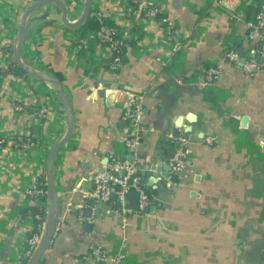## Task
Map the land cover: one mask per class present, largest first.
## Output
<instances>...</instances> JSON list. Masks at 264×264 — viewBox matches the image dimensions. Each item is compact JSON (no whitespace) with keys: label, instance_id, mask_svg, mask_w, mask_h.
Returning <instances> with one entry per match:
<instances>
[{"label":"crops","instance_id":"obj_1","mask_svg":"<svg viewBox=\"0 0 264 264\" xmlns=\"http://www.w3.org/2000/svg\"><path fill=\"white\" fill-rule=\"evenodd\" d=\"M35 1L0 0V69L14 63L21 17ZM61 1L77 22L85 0ZM143 1L164 17H141L129 10V0H91L89 14L108 18L132 42L116 71L105 64L111 50L94 32L82 35L83 25L64 26L55 3L26 18L21 59L62 76L74 116L73 133L51 165L60 197L57 228L37 264H112L115 257L120 264H264V52L248 37L245 18L263 0ZM235 49L261 59V69L247 75L228 61L226 53ZM211 67L218 77L203 86ZM3 79L0 136L30 134L35 143L0 149V264H23L34 228L25 210L38 204L27 190L39 179L46 184L45 157L67 123L54 85L28 74ZM131 95L149 129L137 150L155 170L154 181L148 171L142 178L153 190L152 203L144 212L114 203L91 209L83 196L92 188L89 178L111 156L128 155L123 114ZM15 103L24 108L17 117ZM176 141L183 166L166 177L162 165L170 166ZM95 250L103 256L95 258Z\"/></svg>","mask_w":264,"mask_h":264},{"label":"built area","instance_id":"obj_2","mask_svg":"<svg viewBox=\"0 0 264 264\" xmlns=\"http://www.w3.org/2000/svg\"><path fill=\"white\" fill-rule=\"evenodd\" d=\"M134 1L138 4L139 9L145 11L144 18L152 19L158 13V9L155 6L153 7L143 0ZM133 8V5H129V10H132ZM246 27L248 29V37L251 40L258 41L261 48L260 53L262 54L264 52V0L260 5L259 11L253 16V21H246ZM114 31L115 29L110 26H102L99 31L94 32V36L101 44L107 46L111 50V58L105 64L110 70L116 71L123 65V56L114 55V51L120 53V47L125 46L122 44V40L125 39V37L120 36V38H115L113 36ZM226 58L231 63L240 65L244 73L247 75L255 74L259 69H261L263 65L261 59L255 61L245 59V61L241 63L240 61L242 56L234 50H229L226 53ZM218 74V69L214 67L207 69L206 73L204 74L203 86H207L209 83H211L215 78L218 77ZM14 110L15 117L24 112V108L18 103L14 104ZM142 116L139 98L131 95L127 100L123 114V118L127 122V125L125 126L122 141L125 145V150L128 155L122 157L111 156L109 163L103 168V171L96 172L89 178L92 188L83 191V196L84 199L90 201L91 209H93L97 204L111 203L121 207L123 204L124 195L129 192H136L138 194L139 205L136 211L144 212L149 208L151 202L147 193L148 187L145 184V180L141 178L139 172L143 173L148 171V178L151 181H154L155 170L151 169L147 165L146 158L139 154L137 150V146L142 139L143 133L149 131L142 120ZM29 136L30 134L22 136L6 134L0 136V149L7 143H12L13 146L17 148L18 146H21V148H24V146L32 148L35 143L34 141L30 140ZM211 140V137L206 138L207 142H211ZM183 156L184 153L181 151V148H177L174 158L170 161V165L172 167L170 172L172 174L182 168L184 158ZM27 193L29 196L38 201V205L44 208V212L40 217H33L34 219L41 218L42 222L38 226L39 233H36L26 241L28 243V247L24 248V258H27L28 260L40 242L41 234L45 227L49 213L47 210L49 207V202L46 203V200L42 201L38 199V197L42 194L46 195V190L44 191L43 189L39 188L36 182L29 185ZM112 195L114 197L113 199H111ZM45 203L47 209L45 207ZM82 206L83 205H81L79 209V216L81 219L83 218ZM124 212L127 213L129 211L124 210ZM94 256L95 258L99 259L103 256V252L95 250ZM112 264H120V258H113Z\"/></svg>","mask_w":264,"mask_h":264},{"label":"water","instance_id":"obj_3","mask_svg":"<svg viewBox=\"0 0 264 264\" xmlns=\"http://www.w3.org/2000/svg\"><path fill=\"white\" fill-rule=\"evenodd\" d=\"M50 2H53L58 6L59 12L61 14L60 20L62 24L68 28L81 27L89 15L90 6H91V0H85L84 10L82 12L80 19L77 22H71L67 17L68 16L67 6L61 0H36L35 2H33L31 5L27 7V9L24 11L21 17L19 35L13 47V54H12L13 58L12 59L17 66L21 67L26 72V74H28L29 76L39 81L48 82L57 88L60 94V99L63 105V109H64L65 116H66V123H67V130H66L64 138L60 140L58 143H56L48 151L45 157L46 197L48 198V201H49V215L47 217L45 227L42 231L40 242L38 246L36 247V249L34 250V252L32 253V255L30 256V258L27 260L26 264H37L40 261L43 251L50 243L56 231L57 223L59 219V212H60V197L57 195L55 187L53 185L51 165L58 151L65 145V143L71 137L73 133V127H74L73 111H72V108H71V105L68 99V95L64 90L62 82L55 75L39 71L31 67L27 63L23 62L21 59V49H22V46L25 40L26 18L35 8L48 4ZM136 14L139 15V11ZM43 16H47V14H44ZM244 61H245V58L242 57L240 62L243 63ZM245 120L246 118H243V122H245ZM178 135H179V132L176 131L174 136H178ZM183 138L187 139V135H184ZM180 145H181L180 141L175 142V146L177 148H180L181 147ZM176 147L170 150L169 155L167 156V159L172 160L174 158L175 152L177 150ZM181 151L184 153V149H181ZM162 166L164 167L165 170H167L165 172V176L168 177L169 171L171 170V165L168 166L167 164H163ZM176 179H177V175H172V181H175ZM113 198L114 197L112 195L111 199ZM138 205H139V198L136 192H129L124 195L123 204H122L124 208L129 209L131 211H136L138 209ZM116 207L119 208L120 206L116 205ZM90 212L91 210L87 209L86 215L89 216ZM97 212H99V210H97Z\"/></svg>","mask_w":264,"mask_h":264},{"label":"trees","instance_id":"obj_4","mask_svg":"<svg viewBox=\"0 0 264 264\" xmlns=\"http://www.w3.org/2000/svg\"><path fill=\"white\" fill-rule=\"evenodd\" d=\"M129 3L130 5H133V10L134 11H137V10H140V16L141 17H145L144 15V10H141L138 8V4L135 3L134 0H129ZM153 6V5H152ZM154 7V6H153ZM260 7L256 8V7H253L251 6L250 8L247 9V12L245 14V18H246V21H253V16L259 11ZM158 20H161L164 16L160 13H157L156 16H155ZM102 26H110V27H114V24L113 22H111V20H109L108 18L106 17H99L98 15L96 16L95 14H89L88 17L86 18L83 26L81 27V34L82 35H85L86 32L88 31H92V32H97L101 29ZM115 31H114V34L113 36L115 38H120V36H122V34L118 31V29L114 28ZM122 44L125 45L123 47H120V53L119 52H115L114 51V55H123L124 53V49L126 46L128 45H131V41L130 39L128 38H125L122 40ZM235 51H237L235 49ZM239 53V52H238ZM241 56H245V53H239ZM244 57V58H245ZM246 60H252V61H255L254 58H245ZM18 75V76H22V75H26V72L19 66H17L15 63H8L4 68H1L0 69V82L2 83V81L4 80L3 78H5L7 75ZM54 75L62 82L63 81V78L62 76L59 74V73H54ZM141 178L144 177L143 173L142 172H139ZM36 184L38 185L39 188L43 189L44 191L46 190V184H45V181L42 180L41 182V179L35 181ZM152 192L153 190L152 189H149L147 190V193H148V196H149V200L150 202L152 203ZM39 200H42V201H45L46 200V195L45 194H42L41 196L38 197ZM26 214H30L32 215V217L34 216H41L42 213L44 212V208H42L40 205H33L31 207H29L28 209L25 210ZM42 222V219H34V228L28 233V236H27V240L29 238H31L33 235H35L36 233H39V228L38 226L41 224ZM25 247L27 248L28 247V243L26 242L25 243ZM27 261V258H23V264H25Z\"/></svg>","mask_w":264,"mask_h":264}]
</instances>
